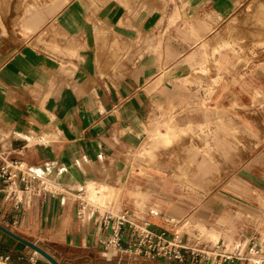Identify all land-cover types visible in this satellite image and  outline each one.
Returning a JSON list of instances; mask_svg holds the SVG:
<instances>
[{
	"label": "crops",
	"instance_id": "1",
	"mask_svg": "<svg viewBox=\"0 0 264 264\" xmlns=\"http://www.w3.org/2000/svg\"><path fill=\"white\" fill-rule=\"evenodd\" d=\"M118 1L35 0L19 15L22 1L9 0L5 16L0 8V157L19 159L64 192L33 198L18 209L0 196V226L56 262L105 264L93 214L78 218L80 200L69 193L89 188L91 195L92 186L104 183L113 197L104 209L121 211L126 197L138 215L161 214L174 206L176 179L191 193L190 211L227 177L224 165L240 131L220 120L211 134L190 124L156 130L163 132L160 140L151 149L145 145L139 156L142 170L136 173L143 184L124 192L126 157L148 132L152 100L175 92L200 45L247 0H169L163 12L158 0L153 3L161 9L149 12ZM229 45L223 40L224 48ZM188 133L201 146L181 144ZM262 159L264 149L256 162ZM234 189L264 208V182L254 168L239 171ZM194 211L182 227L204 229L210 238L231 237L236 220L260 219L232 209L222 196ZM181 233L185 239L198 236ZM29 250L0 231V254L10 257L8 264H28ZM38 264L50 263L39 259Z\"/></svg>",
	"mask_w": 264,
	"mask_h": 264
},
{
	"label": "rangeland",
	"instance_id": "2",
	"mask_svg": "<svg viewBox=\"0 0 264 264\" xmlns=\"http://www.w3.org/2000/svg\"><path fill=\"white\" fill-rule=\"evenodd\" d=\"M20 1L22 2H19L16 7L19 15L24 12L27 4L34 3L35 0ZM94 1H98L102 5V3L109 0ZM115 1L119 2L118 0ZM168 1L158 0L160 4L164 2L162 12L167 8ZM126 3L129 7L144 8L148 12L153 11L155 7L161 9V5L154 4L153 0H126ZM10 5L9 0H3L0 3L2 16L8 14ZM260 8H262L261 14L258 11ZM2 20L4 21L5 18H2ZM17 21L18 19L14 20L15 24ZM229 29H231V33H228ZM231 36L235 37L234 43ZM223 40L230 41V45L224 48ZM124 55H121L120 58ZM209 89H213V94L210 95ZM174 90L175 92L163 93L162 97L152 100V111L146 123L148 132H145V138L141 145L126 157L128 178L124 192L127 193L126 191L132 190L136 183L143 184L138 173H136V171L142 170L139 156L145 145L151 149L156 141L160 140L163 132H157L156 130L173 126L186 127L190 124L194 130H197L198 126H202L205 132L211 134L216 120L224 122L231 128L240 127V131L234 134L237 141L232 151L233 156L224 165V169L228 171L227 177L194 208L198 205L201 206L204 201L214 196H222L230 203L232 209H239L244 214L250 213L259 216V220L243 219L234 221L230 230L232 238L230 241L224 238L222 240L230 243L243 235L246 237L254 236L257 237L255 239L256 244L262 245L264 250V235H261V233H264V218L263 215L260 217V212L264 213V208L261 209L259 203L254 199L246 198L247 200H245L234 189L238 180V173L244 168H254L255 175L260 181L264 182V159L258 163L256 162L258 154L264 149V0L245 1L208 37L200 45L195 62L191 65L189 72L180 78ZM215 112H219L217 116ZM167 133L170 135L172 131ZM189 142L201 146L200 142L191 133L184 135L180 140L181 144ZM174 185L176 188L173 192L172 203L174 206H172V209H165L161 214L145 210L138 215L126 197L123 198L124 206L121 209L131 212L137 219L147 220L155 230L165 229L169 233L178 230L180 232L191 230V234L193 232L198 235L197 231L182 227L186 222L192 220V216L195 214L194 208L186 211L189 204L188 197L191 193L181 188L176 179H174ZM100 186H96L99 192L102 190L109 192V189L104 187V183ZM87 194L89 195L88 192ZM87 194L80 197L84 198L88 196ZM77 196L79 197V194ZM71 198H76V196ZM89 198H86L89 203H97L94 199ZM179 200H183L184 203L180 204ZM107 201L112 203V199ZM111 211H114V209ZM88 213L90 214L91 211H84V214L87 215ZM209 221L215 222L214 218H210ZM198 236L195 237L205 243L217 242ZM36 256L40 260H44L41 255L36 254ZM110 264L158 263L127 260L119 263L116 259H113Z\"/></svg>",
	"mask_w": 264,
	"mask_h": 264
},
{
	"label": "built area",
	"instance_id": "3",
	"mask_svg": "<svg viewBox=\"0 0 264 264\" xmlns=\"http://www.w3.org/2000/svg\"><path fill=\"white\" fill-rule=\"evenodd\" d=\"M62 193L58 185L29 170L19 159L0 157V196L3 203H11L14 209H18L33 198ZM74 199L80 200L78 218L85 210L93 214V224L102 233L98 242L103 247L101 256L105 264H110L113 259L119 263L127 260L158 264H264V250L262 245L256 244L255 237H240L230 243L223 240L205 243L197 237L185 239L180 231L155 230L150 222L137 219L127 210L118 213L98 211L78 196ZM36 254L29 250L26 255L28 264H38ZM9 260V256L0 254V264H8Z\"/></svg>",
	"mask_w": 264,
	"mask_h": 264
},
{
	"label": "bare ground",
	"instance_id": "4",
	"mask_svg": "<svg viewBox=\"0 0 264 264\" xmlns=\"http://www.w3.org/2000/svg\"><path fill=\"white\" fill-rule=\"evenodd\" d=\"M94 189L92 190V192H91V195H88L87 194V192H88V188H84V194H87L88 196H85L84 198H81L80 196L82 195L83 196V194H81L82 193V190H79V192H77V193H69L70 194V196H72V197H74V196H77L78 194H79V197H80V199L82 200V201H86L87 203H88V205L89 206H91V207H94L95 209H97L98 211H109V212H112V213H118V212H114V211H111V210H107V209H104L102 206L103 205H106V203H108V201L107 200H111V198L112 197H110L109 198V196L110 195H108L109 194V192L106 190V191H104V190H102V191H98V189L96 188V186H92ZM105 188H107L106 186H104ZM102 188H103V186H102ZM104 188V189H105ZM94 190H95V192H94ZM100 190H101V186H100ZM60 191H63V190H61L60 189ZM106 192H108V193H106ZM110 192H111V190H110ZM89 193V192H88ZM112 195V194H111ZM89 196H90V198H91V200H93L94 199V201H97V203L96 202H91V203H89V200H86V198L88 197L89 198ZM89 198V199H90ZM109 198V199H108ZM100 201H102V202H100ZM101 203V204H99V203ZM95 203V204H94ZM115 203V202H114ZM94 204V205H93ZM103 204V205H102ZM113 204V203H112ZM96 205H98V206H96ZM100 205H102V206H100ZM110 205V204H109ZM108 205V206H109ZM107 206V205H106ZM111 208H113L112 206H111ZM194 231V230H193ZM195 231H197V233H198V235H200V237H206L207 239H212V240H214V241H219V240H222L223 239V237H221L220 235H218L216 238H210L209 237V235L207 234V232H206V230H204V229H202V230H198V229H195ZM188 233H191V232H188ZM193 233V232H192ZM262 234H264V233H261V235ZM197 237H199V236H197ZM232 238V236L231 237H226V238H224V239H227V241H230V239ZM225 241V240H224ZM226 242V241H225Z\"/></svg>",
	"mask_w": 264,
	"mask_h": 264
},
{
	"label": "water",
	"instance_id": "5",
	"mask_svg": "<svg viewBox=\"0 0 264 264\" xmlns=\"http://www.w3.org/2000/svg\"><path fill=\"white\" fill-rule=\"evenodd\" d=\"M0 231L5 233L6 235L12 237L13 239L17 240L18 242H21L22 244L26 245L30 250L36 252L37 254L41 255L45 260H47L50 264H57V262L49 256L45 251L37 247L36 245L16 236L15 234L11 233L9 230L6 228L0 226Z\"/></svg>",
	"mask_w": 264,
	"mask_h": 264
}]
</instances>
